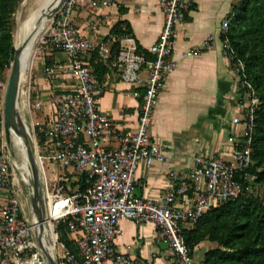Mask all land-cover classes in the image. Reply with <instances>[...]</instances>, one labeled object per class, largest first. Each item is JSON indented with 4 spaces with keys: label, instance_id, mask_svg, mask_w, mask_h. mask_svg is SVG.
Here are the masks:
<instances>
[{
    "label": "built area",
    "instance_id": "2783aa9c",
    "mask_svg": "<svg viewBox=\"0 0 264 264\" xmlns=\"http://www.w3.org/2000/svg\"><path fill=\"white\" fill-rule=\"evenodd\" d=\"M112 5L114 0H66L51 18L48 35L43 41L46 48L50 46L67 55L69 63L65 71L77 82L71 91L54 96L55 116L45 127L33 125L46 211L43 241L51 248V239L54 240L51 252L57 264H133L132 259L118 251L115 245L121 233L120 222L128 218L137 225L153 222L157 226V240L168 243L167 255L173 264H204L195 262L183 229L199 222L210 209L235 201L251 191L256 177L249 169L253 162V138L260 99L249 80L244 60L228 39L222 40L211 34L202 47L185 51L183 57L196 56L203 50L215 49L218 41L222 43V54L230 61L239 90L245 96L243 116L234 118L235 124L244 126L242 137L235 143L233 160L197 155L191 169L169 171L172 180L162 198L136 197L135 175L141 164L150 167L155 162H172L163 142L151 134L150 126L160 94L177 67L173 57L176 27L193 8V1L157 0L165 22L159 40L150 48V57L142 52L133 34L117 37L110 31L104 40L95 44L80 31L75 18L78 9L90 11ZM104 23L105 18L98 16L90 27L96 32ZM229 26L227 19L222 23L223 33H227ZM116 41L119 42L116 64L122 80L130 84L143 83L145 87L134 130L121 131L112 118L97 109L104 86L87 62L96 49L100 57L108 61L110 44ZM12 64L13 61L9 68ZM44 72L50 78L57 75L54 66H46ZM4 80L0 85H4ZM42 104V100H38L36 110H40ZM37 127L45 132V153L41 149ZM45 159L57 166L54 189H51L46 174ZM79 181L83 188L72 186L73 182ZM245 181L249 185H245ZM0 192V264H46L36 241L39 224L25 215L2 137ZM255 196L264 202V193L256 192ZM60 225L68 227L80 259L60 240Z\"/></svg>",
    "mask_w": 264,
    "mask_h": 264
},
{
    "label": "crops",
    "instance_id": "0c3cea01",
    "mask_svg": "<svg viewBox=\"0 0 264 264\" xmlns=\"http://www.w3.org/2000/svg\"><path fill=\"white\" fill-rule=\"evenodd\" d=\"M192 1L193 8L176 27L173 57L177 67L160 94L150 126L151 134L163 142L172 162L138 167L134 184V194L138 198H162L172 180L169 171L191 169L197 155L233 160L235 143L243 134L244 126L235 124L234 118H242L245 96L239 90L230 61L222 54V43L218 41L215 49L203 50L200 55L183 57L185 51L202 47L209 35L221 37L222 23L235 14L243 0ZM98 16H103L105 23L94 32L90 23ZM75 18L80 31L95 44L104 40L119 21H125L130 34L149 57L150 48L159 40L165 22L157 0H114V5L109 7L90 11L78 9ZM112 49L113 43L110 44L111 56ZM45 50L34 67L33 98L35 104L42 100L41 123L48 124L55 116L54 96L71 91L77 82L65 71L69 63L67 55L52 47ZM91 57L92 54L87 62L94 70ZM116 57L110 62L105 61L106 69L102 78L98 77L104 92L97 109L112 118L121 131L134 130L138 125L145 87L143 83L130 84L122 80ZM46 66L56 67L54 78L46 75ZM120 228L116 248L127 254L133 264H173L167 255L168 243L157 240V226L153 222L137 225L124 218Z\"/></svg>",
    "mask_w": 264,
    "mask_h": 264
},
{
    "label": "trees",
    "instance_id": "16d2710c",
    "mask_svg": "<svg viewBox=\"0 0 264 264\" xmlns=\"http://www.w3.org/2000/svg\"><path fill=\"white\" fill-rule=\"evenodd\" d=\"M22 1L0 0V81L5 78L6 69L14 59L13 32L16 24L13 18ZM228 19L229 29L222 33L221 39H228L244 60L249 80L260 99L253 138V162L249 169L256 178L251 191L235 201L210 209L199 222L185 226L183 236L192 256L200 244L206 241L215 244L205 252L204 264H264V202L255 196L256 192L264 193V0H243ZM111 31L117 37L131 33L125 21H119ZM118 51L119 42L116 41L107 62L115 58ZM91 54V65L101 79L106 69L105 61L97 49ZM36 131L38 138H45L44 131L38 127ZM244 184L249 185L246 181ZM77 185L83 188L81 181L72 183L73 187ZM58 231L60 240L80 259L68 227L60 225Z\"/></svg>",
    "mask_w": 264,
    "mask_h": 264
},
{
    "label": "rangeland",
    "instance_id": "374dc122",
    "mask_svg": "<svg viewBox=\"0 0 264 264\" xmlns=\"http://www.w3.org/2000/svg\"><path fill=\"white\" fill-rule=\"evenodd\" d=\"M48 0H23L18 11L14 15V21L16 24V27L13 32V38H14V44L17 48V38L19 34L21 33L22 25L25 23V21L30 17V15L41 8L45 3H47ZM57 0H55L52 4V7L55 5ZM51 9V8H50ZM48 9V11L50 10ZM46 11L41 12L46 13ZM53 18V17H52ZM51 25V18L48 20V23L46 25V30H44V33L42 34V37L39 38V40L36 43L33 44L34 48L31 46L30 50H28V53L26 54V57L24 59V70L22 74V82H21V88H20V111L22 114V117L25 121L27 129L30 131V138L31 143L34 145V124L36 126L43 124L45 127V123H41L42 121V111L36 110L34 98H33V91H34V80H35V65L39 61V57H41L46 49L45 45L43 44V41L47 37V29ZM50 46H48L49 48ZM14 60V59H13ZM33 62V64H32ZM36 62V63H35ZM32 66V67H31ZM11 75V68L6 70L5 73V80L3 81L4 85H0V137H2L6 144V150L8 152V155L10 157L11 163H12V169L14 171L15 181H16V188L18 190V193L20 195V198L22 200L23 205L25 206V215L27 218H31V199L29 195L28 190V184H27V173H26V162L25 157L23 155V152L21 150V147L19 143L16 140L17 134L13 126H9L8 133L5 130V109L8 108V100H7V93H8V87H9V80ZM9 78V79H8ZM30 99V100H29ZM29 102H30V108H29ZM41 149L42 152L45 153L44 148V139L39 137ZM35 151V147H34ZM45 169L46 174L49 179L51 189H54V186L56 184L55 176L57 173V166L54 162H51L47 159H45ZM1 199V198H0ZM1 202V200H0ZM59 233V231H58ZM60 237V235H59ZM215 244L212 242H204L201 244L200 247L196 248L195 250V256H193L195 262H201L200 259L204 256V253L206 250L214 247Z\"/></svg>",
    "mask_w": 264,
    "mask_h": 264
},
{
    "label": "water",
    "instance_id": "95a60500",
    "mask_svg": "<svg viewBox=\"0 0 264 264\" xmlns=\"http://www.w3.org/2000/svg\"><path fill=\"white\" fill-rule=\"evenodd\" d=\"M55 1V0H54ZM66 0H57L56 4L48 7L46 13H43L41 19L52 18L63 6ZM51 8V9H50ZM48 9H50L48 11ZM45 10V11H46ZM22 47H17L11 68L9 87L7 93L8 108L5 109V130L8 133L9 126H13L17 136L23 143V155L26 162L27 184L31 199V217L34 223L39 226L36 229V241L41 250L42 256L46 264H57L51 252L50 247L43 241V233L45 229V205L42 195L41 180L39 168L36 161V153L34 145L31 143L29 130L20 111V88L22 82Z\"/></svg>",
    "mask_w": 264,
    "mask_h": 264
},
{
    "label": "bare ground",
    "instance_id": "6f19581e",
    "mask_svg": "<svg viewBox=\"0 0 264 264\" xmlns=\"http://www.w3.org/2000/svg\"><path fill=\"white\" fill-rule=\"evenodd\" d=\"M54 2V0H48L47 3H45L41 8L34 11L30 17L25 21V23L22 25L21 33L19 34L17 38V47H22V74L24 70V59L26 57V54L28 53V50H30L31 46L39 40L40 37H42V34L44 33V30H46V25L48 23V19H41V12L45 11L50 5ZM56 4V3H55ZM34 48V45L32 46ZM30 130V129H29ZM30 132V131H29ZM17 142L19 143L21 150L23 152V143L19 139V137H16ZM33 144V143H32ZM51 238V236H50ZM54 240L51 239V248L53 246Z\"/></svg>",
    "mask_w": 264,
    "mask_h": 264
}]
</instances>
